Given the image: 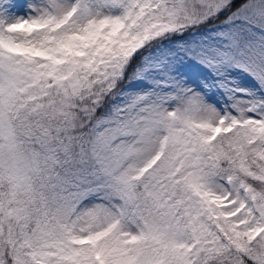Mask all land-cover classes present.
Returning a JSON list of instances; mask_svg holds the SVG:
<instances>
[{
    "label": "snow or ice",
    "instance_id": "obj_1",
    "mask_svg": "<svg viewBox=\"0 0 264 264\" xmlns=\"http://www.w3.org/2000/svg\"><path fill=\"white\" fill-rule=\"evenodd\" d=\"M0 264H264V0H0Z\"/></svg>",
    "mask_w": 264,
    "mask_h": 264
}]
</instances>
